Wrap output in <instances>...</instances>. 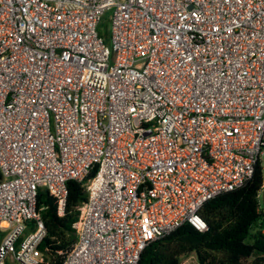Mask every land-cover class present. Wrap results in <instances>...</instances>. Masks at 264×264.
<instances>
[{"label": "built area", "instance_id": "2783aa9c", "mask_svg": "<svg viewBox=\"0 0 264 264\" xmlns=\"http://www.w3.org/2000/svg\"><path fill=\"white\" fill-rule=\"evenodd\" d=\"M263 160L264 0H0V264L44 261L40 190L86 187L63 264H139Z\"/></svg>", "mask_w": 264, "mask_h": 264}, {"label": "trees", "instance_id": "16d2710c", "mask_svg": "<svg viewBox=\"0 0 264 264\" xmlns=\"http://www.w3.org/2000/svg\"><path fill=\"white\" fill-rule=\"evenodd\" d=\"M263 165L264 160L257 163L253 177L244 186L205 203L200 216L207 225L206 232L184 224L151 243L139 264H183L192 254L199 264H264ZM2 178L0 171V181ZM87 197L84 184L69 181L66 208L59 216L56 198L40 190L37 210L47 229L40 246L44 255L41 264H63L76 243L73 225Z\"/></svg>", "mask_w": 264, "mask_h": 264}, {"label": "rangeland", "instance_id": "374dc122", "mask_svg": "<svg viewBox=\"0 0 264 264\" xmlns=\"http://www.w3.org/2000/svg\"><path fill=\"white\" fill-rule=\"evenodd\" d=\"M108 15L107 14V18L106 20L103 21V23L101 24L100 26V29H99V32L102 36H105V38H107V44L109 43L108 42V37L110 35V22H109V19H108ZM263 171H264V165H263ZM2 235H0V241L2 240ZM183 264H199L198 263V260H197V257L195 256V254H192L190 257H188L184 262Z\"/></svg>", "mask_w": 264, "mask_h": 264}, {"label": "water", "instance_id": "95a60500", "mask_svg": "<svg viewBox=\"0 0 264 264\" xmlns=\"http://www.w3.org/2000/svg\"><path fill=\"white\" fill-rule=\"evenodd\" d=\"M261 197H262V202H263V205H264V188L262 190Z\"/></svg>", "mask_w": 264, "mask_h": 264}]
</instances>
